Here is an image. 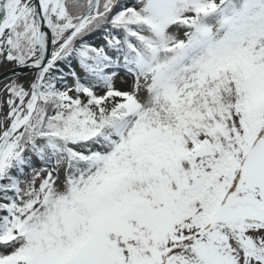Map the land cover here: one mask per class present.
I'll return each mask as SVG.
<instances>
[{"label": "snow or ice", "instance_id": "snow-or-ice-1", "mask_svg": "<svg viewBox=\"0 0 264 264\" xmlns=\"http://www.w3.org/2000/svg\"><path fill=\"white\" fill-rule=\"evenodd\" d=\"M0 264H264V0H0Z\"/></svg>", "mask_w": 264, "mask_h": 264}, {"label": "rangeland", "instance_id": "rangeland-1", "mask_svg": "<svg viewBox=\"0 0 264 264\" xmlns=\"http://www.w3.org/2000/svg\"><path fill=\"white\" fill-rule=\"evenodd\" d=\"M119 86V85H118Z\"/></svg>", "mask_w": 264, "mask_h": 264}]
</instances>
